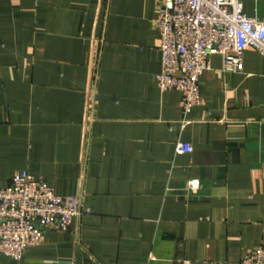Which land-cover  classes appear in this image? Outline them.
<instances>
[{
    "label": "crops",
    "instance_id": "1",
    "mask_svg": "<svg viewBox=\"0 0 264 264\" xmlns=\"http://www.w3.org/2000/svg\"><path fill=\"white\" fill-rule=\"evenodd\" d=\"M160 4L0 0V188L27 171L89 210L0 264H239L264 246V58L230 73L212 55L183 115L155 82Z\"/></svg>",
    "mask_w": 264,
    "mask_h": 264
},
{
    "label": "built area",
    "instance_id": "2",
    "mask_svg": "<svg viewBox=\"0 0 264 264\" xmlns=\"http://www.w3.org/2000/svg\"><path fill=\"white\" fill-rule=\"evenodd\" d=\"M156 28V86L181 94L183 115L202 102L200 82L212 55H220L222 69L230 73L243 70L248 49L264 58V20L244 14L240 0H161ZM176 151L191 153L193 148L178 142ZM82 213L89 210L79 196L57 194L45 180L22 171L0 188V253L20 260L44 232L67 231ZM239 264H264V246L243 252Z\"/></svg>",
    "mask_w": 264,
    "mask_h": 264
}]
</instances>
